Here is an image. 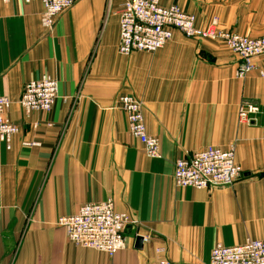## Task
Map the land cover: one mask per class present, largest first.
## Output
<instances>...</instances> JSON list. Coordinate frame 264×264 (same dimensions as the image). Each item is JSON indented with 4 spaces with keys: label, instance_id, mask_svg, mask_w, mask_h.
<instances>
[{
    "label": "crops",
    "instance_id": "1",
    "mask_svg": "<svg viewBox=\"0 0 264 264\" xmlns=\"http://www.w3.org/2000/svg\"><path fill=\"white\" fill-rule=\"evenodd\" d=\"M127 0H80L55 27L41 25L40 2L0 0V97L19 133L0 143V264H210L214 247L264 240V56L244 79L220 41L175 32L156 53L118 51V11ZM199 27L264 37V0H161ZM50 78L59 96L48 113L18 105L26 83ZM144 104L160 159L146 156L118 107ZM242 102L260 106L240 124ZM236 147L244 176L232 187L178 188L175 163L204 148ZM113 200L136 222L126 250L110 257L71 242L58 225L90 203ZM152 241L136 249V235Z\"/></svg>",
    "mask_w": 264,
    "mask_h": 264
},
{
    "label": "built area",
    "instance_id": "2",
    "mask_svg": "<svg viewBox=\"0 0 264 264\" xmlns=\"http://www.w3.org/2000/svg\"><path fill=\"white\" fill-rule=\"evenodd\" d=\"M9 1V0H5ZM25 3L40 2L44 6L41 25L52 30L58 18L73 8L80 0H23ZM120 41L118 51L123 56L135 52L156 53L163 49L177 31L188 39L220 41L239 58L237 76L246 78L255 69V60L264 56V37L252 39L236 32L220 30L214 21L209 28L197 25L196 17L180 7H164L161 0H127L119 11ZM59 96V83L50 78L25 84L18 105L21 110L48 113ZM12 102L0 97V143H9L19 133L18 125L10 122L7 115ZM118 107L125 114L129 133L143 145L150 159L161 158L160 141L148 134L144 104L132 95H122ZM261 114L260 106L242 102L238 109L240 124L251 125ZM244 176L243 168L236 162L235 145L228 148L207 147L175 163L174 183L178 188L214 190L232 187ZM136 222L125 212H117L113 200L90 203L79 212L58 220L68 239L82 248L95 250L114 257L126 250V232ZM143 244L152 241L151 235L137 234ZM164 248L158 247L154 264H172L165 256ZM210 264H264V240L248 239L243 245L214 247Z\"/></svg>",
    "mask_w": 264,
    "mask_h": 264
},
{
    "label": "water",
    "instance_id": "3",
    "mask_svg": "<svg viewBox=\"0 0 264 264\" xmlns=\"http://www.w3.org/2000/svg\"><path fill=\"white\" fill-rule=\"evenodd\" d=\"M135 248L136 249H142L143 248V238L142 237H138L136 239Z\"/></svg>",
    "mask_w": 264,
    "mask_h": 264
}]
</instances>
